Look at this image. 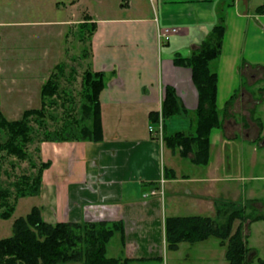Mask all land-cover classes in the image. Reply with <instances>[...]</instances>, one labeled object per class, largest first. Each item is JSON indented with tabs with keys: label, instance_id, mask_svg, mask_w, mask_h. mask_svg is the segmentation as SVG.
<instances>
[{
	"label": "crops",
	"instance_id": "0c3cea01",
	"mask_svg": "<svg viewBox=\"0 0 264 264\" xmlns=\"http://www.w3.org/2000/svg\"><path fill=\"white\" fill-rule=\"evenodd\" d=\"M79 9L83 26H94L81 55L106 77L99 96L103 139L39 144V160L51 163L35 196L43 220L122 222L113 235L121 249L111 258L148 264L161 261L166 249L165 218L215 219L220 202L264 215V0H72L70 13ZM221 11L226 30L213 64L221 125L209 134L207 165H195L149 132L158 129L150 113L159 118L165 88L171 87L186 111L163 120V136L193 131L197 90L191 70L175 66L173 58L197 50ZM166 31L169 40L159 39ZM244 71L258 76L254 84L241 85ZM123 117L128 123L121 126ZM243 235L250 250L246 264H259L264 220L244 223ZM218 247L225 259V247ZM213 258L207 264H217Z\"/></svg>",
	"mask_w": 264,
	"mask_h": 264
},
{
	"label": "trees",
	"instance_id": "16d2710c",
	"mask_svg": "<svg viewBox=\"0 0 264 264\" xmlns=\"http://www.w3.org/2000/svg\"><path fill=\"white\" fill-rule=\"evenodd\" d=\"M233 2L229 4L232 5ZM225 15L221 11L218 23L211 29L199 48L189 56L175 55L173 64L191 70L192 82L197 90L198 104L194 111L195 124L193 131L175 132L164 135L165 145L180 155L190 159L195 165H207L209 159V134L213 128L221 125L220 111L216 104L217 72L213 64L219 59L222 50L223 36L226 30ZM94 31V26H92ZM244 63V62H243ZM55 75V74H54ZM52 75L41 88V98H53L57 94L58 84ZM102 72L85 71L82 79L84 102L81 105L82 117L76 123L66 122L52 131H44L39 143L93 141L103 139L101 123V107L99 96L105 88L106 79ZM234 96V94H233ZM233 96L226 103L231 104ZM48 104L42 102L39 109L24 111L19 120L8 121L0 113V135H6L0 142V150L18 160H29L34 173L20 176L14 182V200L37 196L41 192L42 176L50 162H33L25 146L32 141L30 126L32 118H43ZM186 111L180 104L175 91L166 87L161 106L163 120ZM151 122L158 120L157 113H150ZM44 128V127H42ZM40 128V129H42ZM41 132V131H40ZM42 133V132H41ZM39 153V148H36ZM1 171V165H0ZM8 190L0 189L1 219H9L14 211L8 201ZM41 209L31 208L24 217L13 221L12 235L0 240V264H130L126 258H111L107 256V245L116 231L123 229L122 222H65L50 224L43 220ZM264 220V215L246 213L244 208H236L229 202H220L217 206L215 219L206 217H168L164 220V237L167 250H176L180 243H199L209 238H215L225 247L227 264H246L250 250L247 248L243 235V225L246 222ZM239 221L233 232V226ZM264 264V259H258Z\"/></svg>",
	"mask_w": 264,
	"mask_h": 264
},
{
	"label": "rangeland",
	"instance_id": "374dc122",
	"mask_svg": "<svg viewBox=\"0 0 264 264\" xmlns=\"http://www.w3.org/2000/svg\"><path fill=\"white\" fill-rule=\"evenodd\" d=\"M71 1L0 0V113L8 121H14L21 119L26 110L39 109L43 101L48 104L43 125H40L39 119L35 122L32 118V141L25 146L29 157L36 163L39 158L36 148L39 147L43 130L52 131L63 123H76L82 117L83 74L88 70L93 71L91 59L81 55L83 49L87 50L93 31L80 21L83 17L82 6L77 12L70 13ZM68 20L69 25L55 23ZM244 73L241 85L246 86L248 81L254 84L258 79L257 75L250 78V73ZM52 75L58 84L57 95L42 99L41 88ZM127 119L123 117L120 125L128 123ZM134 120L138 121L135 124L144 126L140 119ZM5 139L6 135L1 134L0 142ZM0 165V189L11 193L8 201L14 206L9 219L0 218L1 240L12 235L13 221L28 214L37 205V199L28 196L14 200V182L22 175L34 173L29 160H18L0 150ZM3 210L0 207V212ZM218 243L217 239L209 238L193 245L183 243L178 251L163 247L161 261H150L148 264H207L213 255V259H217L215 263L225 264ZM120 249V237L115 235L108 244L107 256L117 257Z\"/></svg>",
	"mask_w": 264,
	"mask_h": 264
},
{
	"label": "built area",
	"instance_id": "2783aa9c",
	"mask_svg": "<svg viewBox=\"0 0 264 264\" xmlns=\"http://www.w3.org/2000/svg\"><path fill=\"white\" fill-rule=\"evenodd\" d=\"M153 1V0H150ZM170 38V36L168 35L167 31L166 32H162L159 34V39H164L165 41H168ZM162 124H163V119L162 116L159 115L158 118V123H157V130H154L152 127H149V132H153L155 135H157V139L159 140V142L161 144H163V130H162ZM163 180L161 179L160 181V186L163 184ZM150 195H157V194H162L161 190H150L148 192ZM149 194H144V198L148 197Z\"/></svg>",
	"mask_w": 264,
	"mask_h": 264
}]
</instances>
